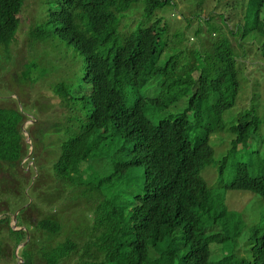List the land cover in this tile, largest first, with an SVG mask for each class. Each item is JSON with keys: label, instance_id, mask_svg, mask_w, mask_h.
<instances>
[{"label": "trees", "instance_id": "obj_1", "mask_svg": "<svg viewBox=\"0 0 264 264\" xmlns=\"http://www.w3.org/2000/svg\"><path fill=\"white\" fill-rule=\"evenodd\" d=\"M27 2L0 0L7 59ZM192 6L34 0L32 58L17 83L60 73L49 88L61 110L31 134L36 144L56 136L48 161L54 194L47 202L32 186L27 198L19 189L8 196L0 175L1 251L2 238L16 248L28 235L20 264H36L34 245L42 264H264V90L240 60H264V0H240L238 20L227 0ZM132 11L136 18L124 23ZM22 108L0 105L3 174L26 154ZM80 199L83 228L67 234L72 220L62 213ZM256 201L259 213L246 215ZM10 206L19 209L18 229Z\"/></svg>", "mask_w": 264, "mask_h": 264}, {"label": "rangeland", "instance_id": "obj_2", "mask_svg": "<svg viewBox=\"0 0 264 264\" xmlns=\"http://www.w3.org/2000/svg\"><path fill=\"white\" fill-rule=\"evenodd\" d=\"M189 1L191 2V6H192V2H195L196 0H189ZM177 2H179L180 6L181 5L184 6L185 0H177ZM227 2L230 5V8L228 7L227 9H229L230 11L232 10L233 12L236 9L237 12L235 13L238 20L241 17V12L239 11L240 0L238 1L227 0ZM33 4H34V0H28L27 5L25 6V10L23 11V18H22L23 22L19 26L15 35V39L10 45L11 57L7 59L0 49V105L13 107L14 104L19 106L18 103L21 102L20 104H22L23 107L22 111L23 113H26L24 114V119L23 122L21 123V129H23V140L25 141V138L28 136L29 142L27 143L25 141V143L31 144L26 148V154L29 153V155L26 156L25 154L24 158L21 160L19 164L7 170L6 174H3V170H0V175L3 176L2 186L6 187L5 190L3 189L1 190L8 191V196H10L12 192L15 193L18 189L21 191L23 190L24 192H26L27 196L25 198H27L29 196V191L31 187L33 186V192H35V194L38 193L40 197H43V199L48 202L50 196L54 194L52 186L48 184L50 179L52 178V174L50 171V164H48V161L50 158H55L57 154L58 147L57 145L55 146V140H53L56 136L53 134L49 140H46L45 142L42 143H39L37 140V144H36V141L33 138H31V134L36 131H39V129L42 128V125L46 127L47 123H51V121L57 118L59 111L61 110L60 106L54 104L55 100L53 102L49 88L50 83L59 80L60 73L58 71H52L48 73L46 72L44 75H42L41 78L37 80L34 81L28 80L20 84L17 83L18 78L20 77L21 74L22 64L26 63L28 60L32 58L31 54L33 49L31 47L30 40L28 38L27 24L31 20H34L36 14ZM209 11L211 10L208 9L207 12ZM222 11H224V8H222ZM228 15L229 14H225L226 17ZM232 15L234 16V14ZM136 16L137 15L135 14V12L132 11L124 18L123 22L127 24H132ZM229 19L230 20H227V24L232 26L233 21L236 20L234 17H231ZM251 41L254 42L253 40ZM247 42L252 43L250 41ZM245 48H248V46H245ZM36 51L38 53H41L39 46H37ZM240 60L243 63L241 70L245 72L247 79L255 80L257 81V83L260 82V84L262 83L261 85L264 86V60L259 58L258 54L257 55L251 54L245 56L244 58L241 57ZM263 86H261V88L264 90ZM4 97L7 98L5 100H2ZM261 99L264 102V98H262V96ZM243 102L245 101H243L242 99V104ZM24 103L32 107L35 112L32 109L29 110L28 107H25ZM33 137L37 138L35 136ZM33 155L34 157H32ZM27 165L34 166L32 172H30L29 167L28 169H26ZM38 167L39 169L42 168V171L40 177H38V179H35L36 176H38V172H39ZM18 178H20V183H23V185L20 188H19L20 183L17 184ZM35 180H37V183H34ZM83 202L84 199H80L78 202H74V201L68 202L67 203L68 205H65L66 207L62 215L64 216V218H66V220L68 219L72 220V223L70 220H68L67 225L64 227V231L67 234L68 232L73 234L70 231V229L72 228L75 227L79 229L83 228V226L82 227L77 226L81 223L78 221V219L82 216V214L85 211L82 210ZM231 203L236 204L235 205L236 207H240L241 205L237 198L234 201L231 200ZM49 207L50 206L46 207L45 211L47 213ZM10 208H12V206L9 207V210ZM62 210L63 207L60 206L57 208V210H53L52 213H55L57 215ZM260 210H261V206L259 202L256 201L255 203L247 204V206L244 209V213L246 215L251 212L258 214ZM9 213L11 214V221H12V214H13L12 210H10ZM30 213H31L30 216L32 217L37 216L35 211H31ZM11 221L10 224L12 226ZM13 226H15L14 223ZM14 229H18L17 226H15ZM2 231L4 235L7 236L6 226H3ZM62 237L63 234H60L58 235L57 238L61 239ZM1 240L4 241L2 245L3 246L2 251L0 250L1 251L0 264H20L18 260L21 258V248L24 247L27 243L25 242L21 246L18 245L24 242V237L23 236L21 237L22 241H20V243L16 246V248H12L11 240L8 238V236L2 238ZM34 246H35L34 250L32 251V261L33 263L36 264H42L43 259L41 258L40 254L37 253L41 245H34Z\"/></svg>", "mask_w": 264, "mask_h": 264}, {"label": "water", "instance_id": "obj_3", "mask_svg": "<svg viewBox=\"0 0 264 264\" xmlns=\"http://www.w3.org/2000/svg\"><path fill=\"white\" fill-rule=\"evenodd\" d=\"M22 131H23V129H22ZM25 141L28 143L29 142V140H28V136L25 138ZM30 146V145H29ZM27 155H29V153L27 154ZM19 211V209H17L14 213H13V215H12V221H11V223H12V228H15V226H13V223H14V225H15V221H16V214H17V212ZM22 228H24V226H22ZM28 238H29V236L28 235H26V238H25V240H24V242L23 243H21V244H19L18 246H21L22 244H24L27 240H28ZM19 263H21L22 262V259L20 258L19 260Z\"/></svg>", "mask_w": 264, "mask_h": 264}, {"label": "clouds", "instance_id": "obj_4", "mask_svg": "<svg viewBox=\"0 0 264 264\" xmlns=\"http://www.w3.org/2000/svg\"><path fill=\"white\" fill-rule=\"evenodd\" d=\"M18 104H19V107H20V103H18ZM29 117H30V116H29ZM30 118H31V117H30ZM22 132H23V131H22ZM29 145H31V144L29 143L28 146H29ZM27 154H28V153H27ZM27 154H26V156H27ZM26 168H27V167H26Z\"/></svg>", "mask_w": 264, "mask_h": 264}]
</instances>
